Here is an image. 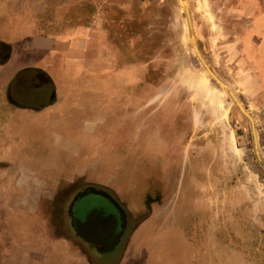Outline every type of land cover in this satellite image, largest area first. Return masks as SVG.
<instances>
[{
	"label": "rangeland",
	"instance_id": "obj_1",
	"mask_svg": "<svg viewBox=\"0 0 264 264\" xmlns=\"http://www.w3.org/2000/svg\"><path fill=\"white\" fill-rule=\"evenodd\" d=\"M78 29L108 44L101 72L130 75L131 91L147 94L146 117L109 136L116 172L146 178L150 195L141 206L139 190L126 192L124 230L106 252L63 219L80 248L58 260L37 259L0 195V264H264V0H0V61L12 43H73ZM39 58L51 76L64 69L54 50ZM96 140L103 155L110 143Z\"/></svg>",
	"mask_w": 264,
	"mask_h": 264
},
{
	"label": "crops",
	"instance_id": "obj_2",
	"mask_svg": "<svg viewBox=\"0 0 264 264\" xmlns=\"http://www.w3.org/2000/svg\"><path fill=\"white\" fill-rule=\"evenodd\" d=\"M78 31L73 43L46 35L23 45L12 43L0 61L1 207L11 214L13 225L17 222L22 232L27 229V242L42 253L37 259L58 260L64 252L80 248L67 235L61 214L65 198L79 186H104L126 209L129 189L139 190L141 206L150 195L144 188L146 178L116 172L123 157L109 136L125 122L146 117L147 94L131 91L138 82L130 75H116L113 69L101 72L97 64L108 63V44L103 49L88 30ZM46 50L60 53L64 60L57 76H51L39 58ZM88 61L94 69L86 67ZM166 127L155 125L162 132ZM99 136L110 143L103 155Z\"/></svg>",
	"mask_w": 264,
	"mask_h": 264
},
{
	"label": "water",
	"instance_id": "obj_3",
	"mask_svg": "<svg viewBox=\"0 0 264 264\" xmlns=\"http://www.w3.org/2000/svg\"><path fill=\"white\" fill-rule=\"evenodd\" d=\"M254 145L256 147L255 139ZM66 211L74 234L101 251H108L117 244L126 223L125 212L118 201L89 185L70 198Z\"/></svg>",
	"mask_w": 264,
	"mask_h": 264
},
{
	"label": "flooded vegetation",
	"instance_id": "obj_4",
	"mask_svg": "<svg viewBox=\"0 0 264 264\" xmlns=\"http://www.w3.org/2000/svg\"><path fill=\"white\" fill-rule=\"evenodd\" d=\"M159 126V125H158ZM86 185H89V184H86ZM86 185H83V186H79L78 188H76L75 190H74V192L70 195V198L74 195V193H76L79 189H81L82 187H84V186H86ZM99 187L101 188V189H103V190H105V191H107L108 193H110L111 195H113L106 187H104V186H101V185H99ZM114 196V195H113ZM115 197V196H114ZM70 198L66 201V203H65V208H64V210L63 211H61V214L63 215L62 216V218L63 219H65V223L69 226V228L71 229V227H70V223H69V216H68V214H67V205H68V201L70 200ZM117 198V197H116ZM119 201V200H118ZM120 205L122 204L120 201L118 202ZM123 205V204H122ZM122 205H121V207H122ZM62 219V220H63ZM123 230H124V228H123ZM71 231H72V229H71ZM73 232V231H72ZM123 233V232H122ZM73 235L76 237V238H79V240H81L82 242H84V243H86V244H88V245H90V246H92V248H94L95 250H98L97 248H95V246H93L92 244H90V243H88V242H85V241H83L80 237H78V236H76L75 234H74V232H73ZM122 235V234H121ZM99 251H101V250H99Z\"/></svg>",
	"mask_w": 264,
	"mask_h": 264
}]
</instances>
